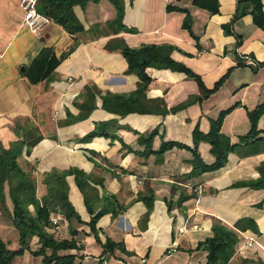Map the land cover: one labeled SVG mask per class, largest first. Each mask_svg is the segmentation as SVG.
I'll return each instance as SVG.
<instances>
[{
  "label": "crops",
  "instance_id": "0c3cea01",
  "mask_svg": "<svg viewBox=\"0 0 264 264\" xmlns=\"http://www.w3.org/2000/svg\"><path fill=\"white\" fill-rule=\"evenodd\" d=\"M124 1L122 23L133 33L108 27L115 10L101 0L84 9L74 7L83 32L70 36L52 22L38 35L32 34L23 24L19 0H0V144L9 147L17 140L16 125L30 122L43 139L29 156L24 150L22 158L34 166L39 182L42 174L53 169L76 168L92 178L85 197L95 213L102 198L116 200L114 213L97 220L95 236L87 225L93 215L84 195L73 176L66 178L68 199L82 223L60 217V225L63 239L76 242L78 250L71 253L78 257L76 264H206L207 253L198 247L212 237V221L230 229L245 218L256 224L258 233L237 232L234 254L226 264L264 262V189L243 185L259 177L264 141L238 146L221 169L196 178H186L192 169L189 151L173 148L161 156L147 155L138 143V135L156 129L153 152L161 142L193 148L194 128L207 134L209 122L228 110L221 133L237 145L249 131L247 112L264 102V28L256 27L251 15L234 19L237 0H218L213 15L193 6L191 0ZM261 3L264 6V0ZM169 4L188 11L190 32L182 27L185 14L168 13ZM115 39L132 49L171 47L170 58L196 75L206 90L225 79L203 98L196 81L184 74L149 68L150 83L142 102L162 101L168 112L109 113L101 108L100 96L131 94L139 83L135 74L126 73L122 54L106 49ZM72 46V52L50 72V59H59ZM36 59L40 62L34 67ZM86 88L101 93L95 95V109L84 121L66 123L82 115ZM190 100L184 108L169 111ZM99 122L113 124L114 138L84 141ZM257 131L264 138V115L258 119ZM197 152L204 163H213L208 143L200 142ZM43 193L39 184L38 194ZM143 197L153 198L149 211L140 200ZM182 197L189 198L179 203ZM107 240L118 247L104 254ZM1 241L10 251L18 249V232L0 212ZM39 262L24 253L12 264Z\"/></svg>",
  "mask_w": 264,
  "mask_h": 264
},
{
  "label": "trees",
  "instance_id": "16d2710c",
  "mask_svg": "<svg viewBox=\"0 0 264 264\" xmlns=\"http://www.w3.org/2000/svg\"><path fill=\"white\" fill-rule=\"evenodd\" d=\"M101 0H37V11L47 17L50 22L58 25L68 35L75 36L83 32V27L74 14V7L79 6L84 9L89 3L97 4ZM115 10L114 19L108 24V27L115 31H124L133 33L134 30L127 29L122 21L125 11L124 0H106ZM133 0H130L132 3ZM192 5L207 11L209 14L218 12V0H191ZM261 0H237V7L234 19L245 15H251L253 24L256 27L264 28V8ZM166 11L181 12L185 14L182 27L190 32L191 17L187 10L168 5ZM74 46L62 55L59 59H50V72L59 61L72 52ZM109 51H119L127 63L128 74H135L139 78L137 89L131 94H109L100 96L96 88H86L83 94L82 115L66 123L80 122L86 120L90 113L95 109V95H99L102 100L101 108L109 113L125 116L131 113H167L166 107L162 101L146 105L142 102L145 91L150 83V78L146 74V69L170 70L184 74L198 84L203 98L214 93L223 83L225 77L211 90H206L201 84L200 79L194 75L185 66L176 63L170 58L171 47L146 45L136 49L129 48L122 39H115L106 45ZM36 59L33 66L39 63ZM199 100H201L199 98ZM193 101V100H192ZM191 100L175 107L170 112L184 108ZM228 110L221 112L216 120H211L209 132L202 134L197 127L192 132L193 148L174 142H161L160 148L153 152L151 150L152 142L157 135L154 129L146 135H138V143L145 147L144 152L147 155H163L165 152L177 148L185 149L190 152L192 158L189 161L192 169L186 175V178H196L204 173L214 172L221 169L227 162L228 154L232 153L238 146H247L252 143L264 141L259 137L257 131L258 119L264 115V102L258 104L253 110L247 112L249 122V131L246 135L239 138V142L232 144L228 137L221 133V126ZM65 123V122H64ZM112 123H95L94 128L84 138V141H90L96 137L114 138L110 135L113 128ZM17 140L12 142L9 147L4 148L0 144V212L11 220L14 228L19 235V246L17 250L10 251L6 245L0 242V264H12L16 257L29 253L34 258H38L41 264H76L78 258L72 251L78 250L76 242L73 239L67 240L56 236L55 230L51 224V218L60 216L67 221L75 219L82 223L70 200L68 199V183L66 178L74 177V181L80 192L84 195V203L88 212L93 215L87 224L92 233L96 235V222L107 212H113L118 208L114 198L106 197L97 202L100 207L97 213L89 205L85 197V189L89 186L91 176L76 168L66 170L53 169L42 174L40 182L34 174V166L23 160L22 154L25 150L27 156L32 149L43 139L38 127L30 122L15 127ZM200 142L208 143L210 153L214 157L212 164H206L202 161L197 146ZM259 177L256 180L243 184L250 189H264V166L258 168ZM42 185L44 193L38 194V185ZM189 197H182L179 203H183ZM146 205L148 211L151 209L153 198L140 199ZM171 206H168V210ZM114 213V212H113ZM212 237L199 244V248L206 251V264H226L234 254L236 246L237 232L251 231L258 233L256 224L251 219H240L236 221L233 228H226L217 220L212 221ZM97 240V239H96ZM98 241V240H97ZM34 245V247H33ZM118 245L109 240L103 245L104 254L111 253ZM257 264H264L261 260Z\"/></svg>",
  "mask_w": 264,
  "mask_h": 264
},
{
  "label": "built area",
  "instance_id": "2783aa9c",
  "mask_svg": "<svg viewBox=\"0 0 264 264\" xmlns=\"http://www.w3.org/2000/svg\"><path fill=\"white\" fill-rule=\"evenodd\" d=\"M19 4L23 11L24 26H26L32 34L38 35L44 27L50 23V20L37 11V0H19ZM250 64H252V62H250ZM51 224L55 230L56 236L61 237L64 229L60 225V216L51 218ZM252 245V240H249L247 246L251 247Z\"/></svg>",
  "mask_w": 264,
  "mask_h": 264
},
{
  "label": "rangeland",
  "instance_id": "374dc122",
  "mask_svg": "<svg viewBox=\"0 0 264 264\" xmlns=\"http://www.w3.org/2000/svg\"><path fill=\"white\" fill-rule=\"evenodd\" d=\"M64 237V232H63V235L61 236V238H63ZM33 247H34V245H33ZM39 264H41V262H39Z\"/></svg>",
  "mask_w": 264,
  "mask_h": 264
}]
</instances>
